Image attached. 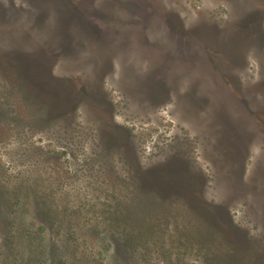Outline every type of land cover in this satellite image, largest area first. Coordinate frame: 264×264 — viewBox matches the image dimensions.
Instances as JSON below:
<instances>
[{
  "label": "rangeland",
  "instance_id": "1",
  "mask_svg": "<svg viewBox=\"0 0 264 264\" xmlns=\"http://www.w3.org/2000/svg\"><path fill=\"white\" fill-rule=\"evenodd\" d=\"M141 188L264 259V0H0V264H144L92 217Z\"/></svg>",
  "mask_w": 264,
  "mask_h": 264
},
{
  "label": "trees",
  "instance_id": "2",
  "mask_svg": "<svg viewBox=\"0 0 264 264\" xmlns=\"http://www.w3.org/2000/svg\"><path fill=\"white\" fill-rule=\"evenodd\" d=\"M141 192L144 194L141 196V201H143L140 202L136 200L137 202L133 204L129 203L128 199H122L118 196L112 195V197L118 199V202L114 205L112 204L111 207L109 205L108 207H103L100 219L93 215L92 217L96 218L98 223L94 225L99 227L100 223L105 222V224L110 227V230L116 234V237L120 240L121 247H124L125 252L137 255L142 260L141 263L149 264V252H151L150 250L152 248H156V250H160V252L161 249H163V251L165 250L170 257H173V255L177 253L174 255L176 258L178 257L177 260L181 258L178 255L185 253L188 250H194V244L198 239L197 226L199 224L203 229V234L212 239V245L209 244L206 246V249L205 247L202 248L203 251L200 252L204 255L206 262L208 264H227V261L225 263L217 262V260L227 257L219 254V247L228 245L222 224L210 219V217L204 212L198 213L196 210L194 212L191 206L187 205L186 207L185 204V207L182 206L183 208H178L180 211L170 212L164 210V212H162L165 200L160 193L154 190H144ZM160 209L161 211L159 212ZM183 224L186 227L183 226ZM164 226L170 230V235L165 237V239L161 237V234L164 231ZM172 226L175 232L174 234L172 232ZM204 226L205 228H208L209 231H206ZM219 238H222V240ZM162 242H167V244L163 246ZM205 242L206 240H204V243ZM231 242L232 245H234V248H227L223 250V252L230 251L231 253H234V250H236L238 251V253H236L239 255L234 253L232 257L235 259H242V254L245 249L238 247L234 241ZM152 244L154 246H152ZM263 260L264 259L262 258L256 257L251 263L264 264ZM85 261H87V259L84 260V262ZM80 264H83L82 261ZM88 264H94V262ZM236 264L242 263L238 262Z\"/></svg>",
  "mask_w": 264,
  "mask_h": 264
},
{
  "label": "flooded vegetation",
  "instance_id": "3",
  "mask_svg": "<svg viewBox=\"0 0 264 264\" xmlns=\"http://www.w3.org/2000/svg\"><path fill=\"white\" fill-rule=\"evenodd\" d=\"M13 21V20H12ZM11 26H14L15 24H14V22H12V24H10ZM12 33H15L14 31H11ZM19 33H21V32H19Z\"/></svg>",
  "mask_w": 264,
  "mask_h": 264
},
{
  "label": "bare ground",
  "instance_id": "4",
  "mask_svg": "<svg viewBox=\"0 0 264 264\" xmlns=\"http://www.w3.org/2000/svg\"><path fill=\"white\" fill-rule=\"evenodd\" d=\"M115 133V132H114ZM149 180V179H148ZM150 182V181H149ZM155 182V181H154ZM199 201V200H198Z\"/></svg>",
  "mask_w": 264,
  "mask_h": 264
}]
</instances>
